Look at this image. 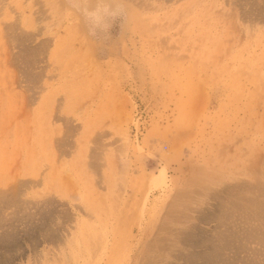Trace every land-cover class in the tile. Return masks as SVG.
<instances>
[{
	"label": "rangeland",
	"instance_id": "1",
	"mask_svg": "<svg viewBox=\"0 0 264 264\" xmlns=\"http://www.w3.org/2000/svg\"><path fill=\"white\" fill-rule=\"evenodd\" d=\"M125 4L0 0V264H264V0Z\"/></svg>",
	"mask_w": 264,
	"mask_h": 264
},
{
	"label": "clouds",
	"instance_id": "2",
	"mask_svg": "<svg viewBox=\"0 0 264 264\" xmlns=\"http://www.w3.org/2000/svg\"><path fill=\"white\" fill-rule=\"evenodd\" d=\"M67 4V14H76L92 36L110 32L127 16L125 0H67Z\"/></svg>",
	"mask_w": 264,
	"mask_h": 264
},
{
	"label": "bare ground",
	"instance_id": "3",
	"mask_svg": "<svg viewBox=\"0 0 264 264\" xmlns=\"http://www.w3.org/2000/svg\"><path fill=\"white\" fill-rule=\"evenodd\" d=\"M259 191L261 192L260 186H259V190H258V192H259ZM263 191H264V190H263ZM258 192H257V193H258ZM253 193H254V192H253ZM258 194H262V197H263L264 192H261V193H258ZM252 196H253V195H252ZM254 197H255V199L252 197L253 200H252V199H249V198H251V197H248L249 202L251 201V202H252L251 204H253V203L256 202L255 204H256L257 207L259 208L258 210H264V202H262V200H261L262 198H261V197L259 198L258 196H254ZM240 199H241V198H240ZM243 199H244V197H243ZM256 199H257V200H256ZM258 199H260L261 201H259ZM244 200H245V199H244ZM254 200H255V202H253ZM247 202H248V201H247ZM236 203H237V202H236ZM236 203H235V205H237ZM238 203L241 204L240 201H238ZM251 204H250V205H251ZM259 205H260V206H259ZM240 206H241V205H240ZM241 207H242V206H241ZM241 207L237 206V209H239V208H241ZM253 207H255V206L252 205V207H249V208L247 207V209H250V210H251V208H253ZM243 208H244V207H243ZM259 218H261V217H259ZM262 221L264 222V217L262 218ZM261 223H262V222H261ZM263 225H264V224H263ZM255 231H256V229H255ZM230 232H231V231H230ZM230 234H232V232H231ZM261 234H262V233H261ZM235 235H236V233H235ZM263 235H264V234H263ZM263 235H261V236H263ZM227 236H228V235H227ZM230 236H231L232 238H234L233 235H230ZM258 236H259V235H258ZM228 237H229V236H228ZM231 237H230V238H231ZM254 237H255V236H254ZM230 238H229V239H230ZM249 238H250V237H249ZM226 239H227V238H226ZM227 240H228V239H227ZM231 240H232V239H231ZM224 241H226V240H224ZM227 242H228V241H227ZM229 242H230V241H229ZM229 242H228V243H229ZM226 245H227V244H226ZM239 248H240V247H239ZM219 251H220V250H219ZM215 255H216V254H215ZM220 255H221V254H220ZM217 256H218V255H217ZM228 263L230 264V262H228ZM224 264H225V263H224Z\"/></svg>",
	"mask_w": 264,
	"mask_h": 264
}]
</instances>
